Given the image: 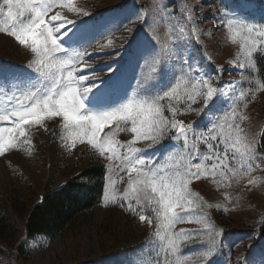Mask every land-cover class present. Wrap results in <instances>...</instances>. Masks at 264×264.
Here are the masks:
<instances>
[{
  "label": "rangeland",
  "instance_id": "374dc122",
  "mask_svg": "<svg viewBox=\"0 0 264 264\" xmlns=\"http://www.w3.org/2000/svg\"><path fill=\"white\" fill-rule=\"evenodd\" d=\"M73 3L90 15L68 25L63 30L66 35L60 34L59 43L65 49L61 55L83 51L97 42L106 45L103 49L98 46L88 49L85 60L92 67L83 64L77 67V73L98 77L84 82L83 86L91 89L82 98L85 114L111 111L126 103L133 91H137L138 97L163 94L174 85L180 74L178 68L194 66L199 70L196 75L213 76L221 86L240 82L243 74L248 78L242 82L245 91L256 89L257 81L264 82V74L257 66V60L264 61V57L254 56L255 66L249 65L243 70L230 63L239 49L231 43L223 26L227 19L264 25V0H174L167 10L175 9V17L171 23L161 18L160 31H167L180 21L192 33L191 40L185 38L177 44L176 59L162 63L156 78L140 89H137L140 66L157 51V46L148 36L145 25L133 19L141 6L151 8L154 0H73ZM65 14L77 19L67 10ZM189 17L194 23L188 22ZM2 22L3 17H0V26H3ZM109 39L113 42L111 46L107 45ZM237 40H240L239 36ZM32 58L30 49L0 33V110L11 105L10 98L14 94L41 87V78L26 67ZM231 103V94L218 95L200 116L190 112L178 119L193 123L192 130L199 132L210 127L212 122L223 123ZM197 106L203 107L202 103L193 105ZM235 119L243 130L240 135L255 138L258 143L264 127V90L255 91L247 106L241 105ZM2 126L6 125L0 122ZM25 129L28 143L8 149L0 156L1 203L16 198L39 203L48 189L62 188L69 178L80 175L87 161L94 157L106 165L104 192L100 203L92 211L80 215L70 229L54 238L38 236L29 241L25 258L17 259L16 252L8 250L9 254L0 260V264H157L158 259L163 264L164 242L154 227L140 222L127 211L124 190L129 187L128 173L121 172L118 167L110 168V162L100 157L92 145L77 142L75 148H69L62 139L65 133L59 117H45ZM224 130L227 132V124ZM236 135L237 131H233V139ZM115 138L126 143L131 134L119 132ZM148 143L140 141L135 145L141 150L142 158L151 157L156 163L169 167L174 164L168 160V155L176 150V142L165 140L151 148ZM200 147L207 153L206 145ZM115 163L119 164V161ZM252 175L257 178V183L251 186L247 184V177L229 180L219 175L215 180L202 177L189 185L197 205L191 214L202 217L211 226L216 239V252L208 264H264V236H260L258 230L264 220V173L256 171ZM151 209L152 206H148L146 215L155 224V213ZM11 221L15 236L24 238V220L11 216ZM169 231L173 235L182 232L206 234L209 229H205L203 223L185 221L176 223ZM216 233L220 235L216 236ZM208 247L209 239L202 235L183 241L179 255L190 257L185 264H200L203 258L199 254ZM167 261L176 264V254L169 251Z\"/></svg>",
  "mask_w": 264,
  "mask_h": 264
},
{
  "label": "snow or ice",
  "instance_id": "6c2138e0",
  "mask_svg": "<svg viewBox=\"0 0 264 264\" xmlns=\"http://www.w3.org/2000/svg\"><path fill=\"white\" fill-rule=\"evenodd\" d=\"M172 3L174 0H154L151 8L141 6L133 19L145 25L148 36L157 46V51L140 66L137 89L156 78L162 63L176 59L177 44L185 41V38L191 40L192 33L180 21H176L173 28L160 31L161 18L171 23L175 17V9L172 12L167 10ZM65 10L74 13L77 19L69 18ZM89 15L73 0H0V17H3L0 33L31 50L33 58L26 67L41 78V87L14 94L10 98L11 105L0 110V122L6 125L0 127V156H4L8 149L28 143L25 126H31L45 117L61 118L65 133L62 139L69 148H75L77 142L92 145L100 157L110 162V168L118 167L121 172L129 174V187L124 190L127 211L138 217L140 222L154 227L164 242L163 264H168L169 251L176 254V264H185L190 257L179 255L181 243L202 235L209 239V247L199 254L203 258L200 264H208L216 252V239L211 226L202 217L191 214L197 205L189 185L202 177L215 180L217 175L229 180L247 177L249 186L257 183L252 173H264V152L260 150L264 148V134L259 145L255 138L240 135L243 130L235 116L241 105L247 106L248 99L255 91L264 90V82L257 81L256 89L245 91L242 82L248 78L243 74L240 82L232 81L221 86L213 76L205 78L196 75L199 70L194 66L178 68L180 74L174 85L163 94L138 97L137 91H133L126 103L111 111L85 114L82 98L91 89L83 86L84 82L98 77L77 73V67L81 64L92 67L85 60L89 55L88 49L94 46L103 49L106 45L97 42V45L83 51L64 56L61 54L65 53V49L61 47L59 39L68 25ZM188 22L194 23L191 17ZM223 26L231 43L239 49L230 63L241 70L249 65L254 67V56L264 57V25L227 19ZM237 36L240 37L239 41ZM112 43L111 39L107 41L108 46ZM229 94L232 103L223 123L212 122L207 129L194 132L193 123L178 119L190 112L200 116L214 97ZM201 103L203 107H193ZM225 124L227 132L224 130ZM233 131H237L234 139ZM119 132L130 133L131 138L126 143H120L115 138ZM165 140L176 142V150L168 155V160L174 161L171 167L158 164L151 157L142 158L139 155L141 150L135 147L140 141H148L151 148ZM201 145L207 146V153L201 151ZM117 160L119 164L115 163ZM148 206H152L151 210L155 213V224L146 215ZM185 221L203 223L209 231L206 234L182 232L177 235L169 231L176 223ZM219 235L216 233V236ZM157 264H161L159 259Z\"/></svg>",
  "mask_w": 264,
  "mask_h": 264
},
{
  "label": "trees",
  "instance_id": "16d2710c",
  "mask_svg": "<svg viewBox=\"0 0 264 264\" xmlns=\"http://www.w3.org/2000/svg\"><path fill=\"white\" fill-rule=\"evenodd\" d=\"M257 61L264 74V61ZM262 134L264 127L260 131L258 145ZM260 150L264 152V148ZM106 172L104 161L90 158L80 175L69 178L58 190L48 189L39 203L17 198L0 202V260L9 254L8 250L15 251L17 259L25 258L29 241L38 236L54 238L70 229L80 215L92 211L103 197ZM11 216L24 220V238L15 236ZM258 230L260 236H264V220Z\"/></svg>",
  "mask_w": 264,
  "mask_h": 264
}]
</instances>
